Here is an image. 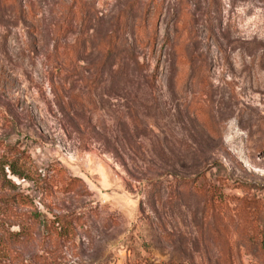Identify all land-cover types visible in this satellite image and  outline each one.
Listing matches in <instances>:
<instances>
[{
  "label": "rangeland",
  "instance_id": "1",
  "mask_svg": "<svg viewBox=\"0 0 264 264\" xmlns=\"http://www.w3.org/2000/svg\"><path fill=\"white\" fill-rule=\"evenodd\" d=\"M217 1L0 0V157L82 180L0 174L77 227L3 264H264V0Z\"/></svg>",
  "mask_w": 264,
  "mask_h": 264
},
{
  "label": "trees",
  "instance_id": "2",
  "mask_svg": "<svg viewBox=\"0 0 264 264\" xmlns=\"http://www.w3.org/2000/svg\"><path fill=\"white\" fill-rule=\"evenodd\" d=\"M84 4L85 0H78ZM213 5L217 4V0H211ZM85 8V7H83ZM143 25V23H141ZM149 40L155 41V38L150 37ZM125 49H121L119 45V35L112 33L108 36L106 43L105 58L101 62L99 73L103 74V70L107 67L108 59L118 56ZM6 154L0 157V174L6 175V169L11 174L22 179L30 180L35 183H40L42 194L45 198L49 197V192L52 189H65L68 191L74 184L81 182L78 177H72L59 166L58 163H53L46 168V173H41L40 169L33 162L31 155L21 151L15 153V147L9 146L6 148ZM14 152V153H13ZM8 185L0 189V253L9 252L14 246L20 245L33 239L37 231V224L44 225L45 230L49 234L57 235L59 238L68 239L76 234V218L72 214L55 215L54 219H48L40 211L37 210L35 200L29 194L24 193L16 183L10 179H4ZM185 181L182 185H187ZM176 186L172 190L175 191ZM200 193L204 197V206L212 204L217 193H211V186L205 189L199 188ZM215 195V196H214ZM46 203V201H45ZM264 218V215H261ZM262 218V219H263ZM41 225V224H40ZM18 226V229H13ZM39 228V227H38ZM36 229L37 232L34 230ZM261 249L264 252V230L261 239ZM1 255V254H0ZM1 257V256H0ZM0 264H3L0 258Z\"/></svg>",
  "mask_w": 264,
  "mask_h": 264
}]
</instances>
